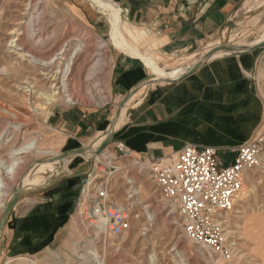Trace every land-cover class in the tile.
I'll list each match as a JSON object with an SVG mask.
<instances>
[{"label": "rangeland", "instance_id": "obj_1", "mask_svg": "<svg viewBox=\"0 0 264 264\" xmlns=\"http://www.w3.org/2000/svg\"><path fill=\"white\" fill-rule=\"evenodd\" d=\"M29 3L36 6V13H33V9L29 8ZM31 15L33 17L36 15L39 18L40 26L36 27L37 33L34 31L35 28L30 30L26 24L22 23ZM100 19L109 24V9L92 0H0L1 161L8 163L14 158L13 150L34 139L38 148L50 149L59 154L66 152L69 148L68 141L65 135L60 134L56 128L61 123V120L58 122L56 119V115L64 117L72 109L101 110L103 108L107 112H111V117L116 112L117 102L110 100L108 86L111 55L116 47L114 49L111 46L109 41L111 37L108 32V38L99 35L103 29L100 28L101 24L97 23ZM117 29L116 37L128 39L132 48L138 49L140 38L131 32L121 20ZM37 35L40 36L42 43H37ZM225 35L223 38L218 36L203 44L196 53L175 55L167 67L158 66L165 71L183 70L187 72L192 64L198 58L204 57L208 51L225 52L229 49L234 50L243 44L257 42L264 36V0H246L242 14L232 23ZM47 36H53L51 41L43 40ZM80 38L87 39L88 46L91 47L90 55H93V57H89L84 66L83 60L86 57V52L82 53L72 66L74 75L80 71L82 79L86 76L89 79L80 87L74 84V90L80 100L66 104L64 98L57 95L58 97H55L57 99L47 105L39 96V91L50 90V80L46 79L38 67H32L26 61L18 58L15 55L18 51L15 52L14 43H7V41L20 40L26 45L27 50L49 58L54 50L68 40ZM99 40L106 43L101 57L94 55L96 54L94 49ZM76 42L75 40L71 41L70 48ZM213 44L217 45L210 47ZM152 58L156 61L153 55ZM96 60L97 63L93 68V63ZM64 64L65 61H62L58 68L60 69ZM43 72L47 73V71ZM148 86L140 90L128 106ZM105 94L107 99L104 104H101L97 99L100 95ZM89 95L92 96V99L87 97ZM122 123L120 126L123 125ZM118 128L112 133L116 132ZM97 134L81 148L93 145L99 138ZM252 136L258 138L260 143L259 162L256 166L246 170L244 191L232 212L226 215L222 214L224 223L221 225V235L226 250L222 256H210L202 247L188 242L184 237L176 205L172 207V202L166 201L146 177L137 174L130 160H121L120 158L116 159L117 165L123 169L110 180L113 197L119 203L124 201L125 184L123 180L125 173L129 172V177L137 182L141 202V205L135 208V214L140 215L134 218L130 226L131 229L126 234L118 238L108 236L105 237L106 239L100 237L101 233L94 234L91 226L78 219L75 204L73 215L54 240L45 239L42 243L37 244L34 243L33 235H25L26 233L15 230V224L30 216L31 208L43 198V195L40 194L43 187L61 174L71 175L73 170L81 165L83 167L80 169L83 170L79 171L84 174V179L78 190V196L88 174H92L93 169L98 170L99 163L115 156L111 149L113 139L103 146L102 152L99 154L97 151L101 145L94 154L71 159L68 169L60 161L50 162L52 159L50 155H36L33 152L25 155V168L14 179L15 181L9 183L8 191H6L7 198L0 203L1 218L9 198L19 185L20 176L24 174V185L20 184L23 193L0 231V264H6L7 260L16 264L22 258L32 260L34 264H81L82 262L77 256V249L89 239L93 240L99 258L107 264H264V115ZM103 154L102 162H97L96 156ZM234 156L218 153V159L226 164ZM24 171L25 173H23ZM237 211H240L241 214L235 213ZM150 214H153V219L147 222ZM10 230L13 231L12 234ZM104 243L105 245H103Z\"/></svg>", "mask_w": 264, "mask_h": 264}, {"label": "crops", "instance_id": "obj_2", "mask_svg": "<svg viewBox=\"0 0 264 264\" xmlns=\"http://www.w3.org/2000/svg\"><path fill=\"white\" fill-rule=\"evenodd\" d=\"M245 1L112 0V3L120 10L121 22L140 38L136 52L151 53L160 67H167L175 55L196 53L213 38L226 36L242 14ZM97 23L103 28L99 35L108 38L109 24L103 19ZM109 41L115 49L110 38ZM115 50L111 55L108 86L109 98L118 106L133 87L149 78L151 69L139 57ZM167 81L149 85L128 106L123 125L111 138L114 153L119 155L115 146L122 143L134 156L151 160L191 144L215 147L218 153L234 155L232 150L256 132L264 115V47L212 58L180 80ZM110 113L103 108L72 109L64 117L56 115L58 122L61 120L56 128L68 141L66 152L82 147L102 132L111 120ZM77 167L71 175L61 174L43 187L40 191L43 198L31 208L30 216L15 224V230L33 235L37 244L45 239L54 240L63 231L73 215L84 179L79 171L83 166Z\"/></svg>", "mask_w": 264, "mask_h": 264}, {"label": "built area", "instance_id": "obj_3", "mask_svg": "<svg viewBox=\"0 0 264 264\" xmlns=\"http://www.w3.org/2000/svg\"><path fill=\"white\" fill-rule=\"evenodd\" d=\"M113 158L107 159L88 174L81 188L75 210L82 204L83 219L91 228L101 227L105 234L118 238L127 233L141 205L137 182L124 175L125 199L118 202L112 194L110 180L123 168L117 158L130 160L136 173L146 177L166 201L173 202L178 211L186 240L202 247L210 256H222L225 242L221 235L224 218L220 215L232 212L244 191V173L258 164L260 143L251 136L232 150L230 164L218 159V150L213 147L184 144L175 153L157 159L133 155L122 143L115 146ZM105 237H104V236ZM89 264H107L99 258Z\"/></svg>", "mask_w": 264, "mask_h": 264}, {"label": "bare ground", "instance_id": "obj_4", "mask_svg": "<svg viewBox=\"0 0 264 264\" xmlns=\"http://www.w3.org/2000/svg\"><path fill=\"white\" fill-rule=\"evenodd\" d=\"M92 1L96 2V3H100L101 5H103V7H107L109 9L108 33L110 34V37L112 38V39L110 38V40L114 44V47H116V49L118 51H121L125 54H129L130 56H136V57H139L140 59H142V61L151 69V76H149V78L140 82L138 84V86L133 88V90L127 96V100H126L127 102L123 106H119L117 108L116 112L112 115V117H111L112 120H111L110 124L106 127V129L103 132L97 134L99 136L97 141L93 145L84 147L83 153L71 154V156L69 158L67 157V158L61 159L60 158L61 154H59L57 151H53V150L45 149V148H40V147L38 148L36 145V141L34 139L33 141L31 140V142L25 143V144L21 145L20 147H18L17 149L13 150L12 156L14 158L12 160H10L8 163L0 160V203H2V201L5 198H7L6 191H8L7 188L9 186V183H12V181L25 168L24 167V163H25L24 159H25L26 154L28 155L31 152H33L36 155H39V154L50 155L52 157V159H50V162L51 161L56 162V160L60 161L64 165V167H66L68 169V167H69L68 164L71 160V157H82V154H85L84 156L94 154L96 152V149L99 147V145H101L103 143V141L106 140L109 135L113 134L112 132L115 131L121 125V123L124 121V118H125L124 113H125L126 107L131 102L133 97L137 93L140 92V90H142L147 85H153V84L159 85V84L165 82L166 80H169V81L170 80H176V79L180 78V76H182L183 74L186 73L183 70L165 71L163 69H160L157 62L152 58V54H150V53L139 54L136 52V50L134 48H132V45L128 41V39H125L123 37H116L115 34L118 30L117 29L118 24L120 23V17H119L120 10H119L118 6L114 5L111 0H92ZM29 8L33 9V13H36V11H37L36 6L30 5V3H29ZM36 15H38V14H36ZM36 15H35V17H33V15H31L30 17H28L27 20L22 22L23 24H26L30 30H32V28L36 29V27L38 28L40 26L39 25V18ZM34 31L37 33L38 30L36 29ZM34 31H32V32H34ZM52 38H53V36H47V37L43 38V40L46 42H49V41H51ZM74 40L77 42H76V44H74L70 48V43H71V41H74ZM9 42L14 43V46L16 47L15 52L18 51L15 53V55L18 56V58L22 59V61H26L32 67H38V70L40 72H42L43 75L46 76V79L48 81L50 80V85H51L50 90H47L45 92L39 91L40 92L39 96L41 97V99L43 100L44 103H46L47 105L52 104V102H54V99H57V98H55L57 95H61L64 98V101L66 104L67 103H74L77 100H80L78 94H76V92L74 90L75 89L74 84H77L80 87V85L85 84L87 81H89V79L87 78L88 76H86L84 79H82L80 71H78L77 74L74 75V73L72 71V66L74 65L76 59H78L82 53L86 52L85 53L86 57L83 60L84 66H85L86 62L89 60V57H93V55L92 56L90 55V53H91L90 48L91 47L88 46L87 39L80 38V39L68 40V42H65L58 49L54 50L52 56L49 58L42 57L38 54L36 55L35 53L27 50L26 45L20 40H14L13 42L8 40L7 43H9ZM39 42L42 43V41L40 40V36L37 35V43H39ZM262 42H264V36L262 38H259V40H257V42H255V43L243 44L234 50L229 49L225 52L215 51V50L208 51V53H206L204 55V57L198 58L192 64V66L190 68H192L193 66H195L199 62L206 61V60H209L212 58L225 57L228 55L239 53L245 48L252 47L255 45H259V43H262ZM216 45L217 44H213L210 47H213ZM105 48H106V43L102 40H99V42H97V47H95V49H94L96 51V54H94V53L93 54L96 55L97 57H101L102 52L104 51ZM223 55H225V56H223ZM98 60H99V58H98ZM62 61H65V64L63 65V67H61L59 69L58 68L59 64ZM96 63H97V60L93 63L94 64L92 66L93 68H94ZM57 69H59V70H57ZM43 71H47V73L45 74V72H43ZM97 93H100V92H97ZM87 97H90L92 99V96H90V95ZM106 99H107L106 94L100 95L98 97L97 101L100 102L101 104H104ZM40 109H41V107H40ZM34 111L37 112V110H35V109H34ZM100 135H102V136H100ZM97 153H98V151H97ZM103 156H104V154L96 156V161L102 162ZM23 173H25V171ZM245 173H246V171H245ZM19 181H20L21 185H24V182H25L24 174L22 176H20ZM244 183H245V178H244ZM174 205L175 204L172 202V207ZM235 213L241 214L240 211H237ZM76 214H77L78 219L82 220L83 215H84L82 212V204H80L78 206V208L76 209ZM226 214H228V213H226ZM152 216H153V214L149 215L147 222L151 221V219H153ZM220 216L223 218L222 215H220ZM137 217H139V216H137ZM92 230H94V234L104 233L101 227H94V228H92ZM105 235L108 237V234H105ZM105 243L103 245H105ZM77 252H78L77 256H78L79 260L82 262L81 264H89L88 259L90 257L94 260H96V258H99V256L97 255V251L94 248L93 240H91V239L86 240L84 245L78 247ZM100 261L104 262L101 259H100ZM5 263L6 264H12L11 260H7ZM16 264H34V263L32 260H30L28 258H26V259L22 258V259H19V261Z\"/></svg>", "mask_w": 264, "mask_h": 264}, {"label": "water", "instance_id": "obj_5", "mask_svg": "<svg viewBox=\"0 0 264 264\" xmlns=\"http://www.w3.org/2000/svg\"><path fill=\"white\" fill-rule=\"evenodd\" d=\"M261 47H264V42L262 43H259V45H255V46H252V47H249V48H245L243 49V52L245 51H249V50H256V49H259ZM243 52L241 53H235V54H232V55H240V54H243ZM208 61V60H207ZM206 61H202V62H199L197 63L195 66H193L192 68H190L185 74H183L182 76H180V78L176 79V80H170V81H167V83H173V82H176L178 80H180L182 77H185L186 75H189L191 73H193L194 71H196L197 67H199L202 63H204ZM146 79V78H145ZM144 79V80H145ZM142 82V81H141ZM137 86V85H136ZM134 88V87H133ZM133 89H131L130 91H132ZM130 91L124 96V98H122L121 102L118 104L117 108L119 106H123L127 101V96L128 94L130 93ZM116 108V109H117ZM114 133L109 135L107 137L106 140L103 141V143L101 144L100 148L98 149V154L102 152V148L105 144H107L111 138L113 137ZM83 153V148H77V149H72L71 151H68V152H64L61 154L60 158L63 159V158H69L71 156V154H81ZM85 155V154H82V156ZM74 158H77V157H71V159H74ZM18 187L17 189L14 191V193L11 195V197L9 198V202L7 203L4 211L2 212L1 214V218H0V231L1 229L5 226L6 222L8 221L9 219V214L11 212V210L14 208V206L16 205V203L19 201V197L20 195L23 193L22 190H21V186H20V181L18 183ZM1 233V232H0Z\"/></svg>", "mask_w": 264, "mask_h": 264}]
</instances>
